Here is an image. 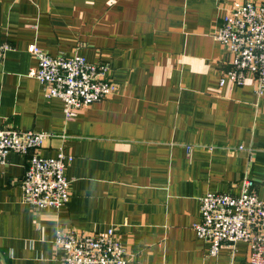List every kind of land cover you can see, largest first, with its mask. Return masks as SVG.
Here are the masks:
<instances>
[{
	"label": "crops",
	"instance_id": "obj_1",
	"mask_svg": "<svg viewBox=\"0 0 264 264\" xmlns=\"http://www.w3.org/2000/svg\"><path fill=\"white\" fill-rule=\"evenodd\" d=\"M245 0H0L1 124L50 135L38 153L73 156L61 209L23 202L28 157L0 168V264H62L59 230L118 228L132 264H251L245 242L217 257L197 238L200 199L239 193L264 201V93L219 86L229 60L214 35ZM257 4L263 0H252ZM37 45L52 56L108 64L119 90L66 120L29 77Z\"/></svg>",
	"mask_w": 264,
	"mask_h": 264
},
{
	"label": "built area",
	"instance_id": "obj_2",
	"mask_svg": "<svg viewBox=\"0 0 264 264\" xmlns=\"http://www.w3.org/2000/svg\"><path fill=\"white\" fill-rule=\"evenodd\" d=\"M228 51L219 86L242 87L248 81L256 94L264 93V0L260 4L245 0L221 21L215 35ZM12 47L0 44V61ZM36 59L29 77L39 81L47 98L60 99L66 120L78 112L107 100L119 90L108 64H91L81 56H52L33 44L28 48ZM50 137L47 133L22 131L1 124L0 168L7 156L18 153L28 157L21 179L23 202L30 207L61 209L71 197L70 181L65 176L73 156L60 149L54 157H43L38 150ZM200 222L194 227L197 238L210 245V256L217 257L226 245L245 242L251 264H264V201L256 183L241 180L239 193H208L200 199ZM118 228L103 234H85L59 230L56 245L62 264H132L121 244Z\"/></svg>",
	"mask_w": 264,
	"mask_h": 264
}]
</instances>
